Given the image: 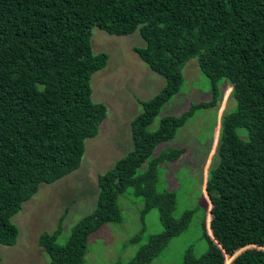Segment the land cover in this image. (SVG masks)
Returning a JSON list of instances; mask_svg holds the SVG:
<instances>
[{
	"label": "trees",
	"instance_id": "obj_1",
	"mask_svg": "<svg viewBox=\"0 0 264 264\" xmlns=\"http://www.w3.org/2000/svg\"><path fill=\"white\" fill-rule=\"evenodd\" d=\"M94 27L115 36L138 31L144 45L135 53L165 84L139 100L133 148L98 175L95 208L64 240L67 209L52 233L38 237L48 264H85L89 237L123 222L118 199L126 193L142 199V223L151 209L159 211L162 230L146 241L145 227L127 235L125 247L135 253L113 264H153L195 213L207 248L198 254L188 245L177 264H264V0H0V244L16 243L12 217L41 183L80 167L85 140L106 118L91 78L109 55L93 53ZM194 57L211 80V98L162 115L149 130L180 92L183 68ZM220 81L232 86L236 107L220 116L217 163L200 185V200L182 206L181 186H167L162 165L179 160L185 148L160 145L197 110L218 107Z\"/></svg>",
	"mask_w": 264,
	"mask_h": 264
},
{
	"label": "rangeland",
	"instance_id": "obj_2",
	"mask_svg": "<svg viewBox=\"0 0 264 264\" xmlns=\"http://www.w3.org/2000/svg\"><path fill=\"white\" fill-rule=\"evenodd\" d=\"M143 45L144 40L138 31L115 36L98 27L92 28L93 53L106 52L109 55L106 66L91 78L93 99L106 104V118L97 134L85 140L80 167L54 183H41L37 193L25 201L21 210L12 217L19 234L14 245L0 244V264H48L49 256L38 244V237L44 232L52 233L60 215L67 209L61 233L64 240L72 226L95 208L98 175L112 168L133 148L131 121L142 111L139 100L152 98L165 84V79L135 53L134 47ZM182 73L184 81L180 92L162 108L149 130L159 126L162 115H180L190 103L211 98V80L201 72L196 57L188 60ZM218 86L221 90L218 107L197 110L172 139L160 145L162 148H185L179 160L162 165L167 186L174 189L178 184L181 186L179 201L182 206L192 207L200 200L203 194L200 185L208 168L217 163L215 150L219 140L220 116L222 112L236 107V100L231 96L232 86L223 81L218 82ZM118 205L123 222L105 224L89 237L85 264L125 262L135 253L131 245L125 247L127 235L145 227L142 238L146 241L150 235L162 230L159 211L155 208L144 217V223L141 222L143 201L140 197L122 194ZM200 222L199 213H195L188 228L169 242L153 264H177L190 244L194 245L198 254L205 252L207 244L201 235Z\"/></svg>",
	"mask_w": 264,
	"mask_h": 264
},
{
	"label": "clouds",
	"instance_id": "obj_3",
	"mask_svg": "<svg viewBox=\"0 0 264 264\" xmlns=\"http://www.w3.org/2000/svg\"><path fill=\"white\" fill-rule=\"evenodd\" d=\"M22 208V207H21Z\"/></svg>",
	"mask_w": 264,
	"mask_h": 264
}]
</instances>
